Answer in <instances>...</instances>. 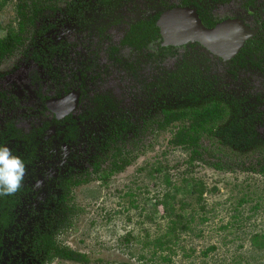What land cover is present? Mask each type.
Returning <instances> with one entry per match:
<instances>
[{
  "label": "rangeland",
  "instance_id": "rangeland-1",
  "mask_svg": "<svg viewBox=\"0 0 264 264\" xmlns=\"http://www.w3.org/2000/svg\"><path fill=\"white\" fill-rule=\"evenodd\" d=\"M183 1L129 0L109 18L91 10L81 24L66 17L63 0L62 12L55 15L47 33L56 46L64 47L53 60V73L21 54L0 63V91L7 93L12 85L23 91L16 103L0 101V128L8 120L23 134L50 127L38 161L23 175L27 193L17 212L19 234L33 236L61 193L60 181L91 170L97 144L112 125L123 123L137 160L106 183L97 180L75 189L82 213L60 242L85 254L89 264H264V243L257 242L264 241V176L189 164V151L170 143L179 124L155 135L137 133L163 110L215 100L228 111L221 127L246 117L253 107L264 111V75L252 69H231L198 46L177 49L161 60L155 45L142 52L121 46L130 25L140 17L162 11L161 2L176 6ZM201 1L217 20L240 18L253 25L242 7L244 0ZM83 2L96 4V0ZM0 23L1 38L6 29L17 27L16 0H0ZM103 24L107 28L101 33L98 28ZM112 47L118 48L114 56ZM78 74L81 83L75 80ZM65 84L70 90L83 84L85 93L74 116L76 139L69 143L54 138L56 128L42 99L54 97ZM97 96L103 98L102 107L93 102ZM256 125L258 144L264 147V115ZM15 242L17 238L9 246Z\"/></svg>",
  "mask_w": 264,
  "mask_h": 264
},
{
  "label": "trees",
  "instance_id": "trees-1",
  "mask_svg": "<svg viewBox=\"0 0 264 264\" xmlns=\"http://www.w3.org/2000/svg\"><path fill=\"white\" fill-rule=\"evenodd\" d=\"M16 1L17 27L6 29L5 37H0V62L15 54L25 53V50H28L27 42L32 39L33 28L37 25L44 26L51 12L54 14L61 10L63 0ZM193 5L198 8L204 24L210 28L214 27L211 15L197 4ZM71 13L72 10H69V14ZM72 16L79 20L83 14L73 13ZM157 20L155 16L133 26L122 44L139 52L150 44H157L164 52L165 49L160 47L161 36L156 27ZM1 31L3 28L0 23ZM34 44L32 48H35ZM52 51L57 52V49L52 48ZM32 55L41 68L53 73V60L46 57L50 56L49 53L46 55L43 51L41 55L36 47ZM239 59L243 68L264 67V37L250 41ZM67 92L68 90L64 93ZM107 99L104 98L105 101ZM95 101L101 106L103 98L97 96ZM263 115L264 111L260 108L244 118L232 121L227 127H221L220 124L225 121L228 111L222 102L215 100L177 111L163 110L161 117L145 123V127L137 133L155 135L179 124L170 143L175 148L189 151V164L198 162L219 172L239 170L264 176V147L258 144L260 139L256 125ZM66 120L71 121L72 125L67 127L64 142L76 139L78 127L74 120ZM128 131L123 123L112 125L110 133L97 144V154L93 158L91 170L60 181L61 193L54 200L53 209H46L43 221L36 225L33 236L28 238L27 235L19 234L17 212L27 193L24 188V172L38 161L42 144L36 141L35 134L24 135L15 130L13 123L8 122L3 126L0 137V264H52L55 261L89 264L90 259L85 254L62 244L60 237L74 228L82 213L75 203V189L97 180L106 183L113 175L124 172L137 160V154L130 149ZM210 140V146H204V141ZM254 151L258 154L255 153L257 156L253 158L251 154ZM195 191L202 195L200 190ZM16 238L18 243L15 242L14 246L10 247L11 240L15 241ZM257 242L264 243L263 240ZM23 255L26 258L20 261ZM14 257H18L19 262L13 263Z\"/></svg>",
  "mask_w": 264,
  "mask_h": 264
},
{
  "label": "flooded vegetation",
  "instance_id": "flooded-vegetation-1",
  "mask_svg": "<svg viewBox=\"0 0 264 264\" xmlns=\"http://www.w3.org/2000/svg\"><path fill=\"white\" fill-rule=\"evenodd\" d=\"M65 1H66V3L64 5V7H62V9L64 8V10H65L64 12H66V17H70V18H72L73 20H75L77 22L80 21L81 24H83V22L86 20V16H87L86 14L87 13H91V10H100L99 13H103L104 18H109L111 15H113V13H115L116 8H118L122 3L123 4L127 3L129 0H96V4L95 5H90L87 2H83L84 0H75V4L74 5H73V0H65ZM213 1L215 3H222L219 0H213ZM193 3L197 4L199 7H202L203 10L207 11L211 15L212 21L214 22V27L217 26L218 24H220L223 21L236 20V19L243 21L247 26H249L247 21H245L244 19H240V18H231V19L217 20L215 18V16H214L212 10L210 9V7H208V5L206 3H204V1H201V0H184L182 2V4L176 5V6H168V5H166V3L161 2V6L163 8L162 11L155 12V13H149L147 15H144V16L140 17V19H138L132 25H130L128 31L126 32V34L124 35V37H123V39L121 41V46L124 47V48H130V49H132L135 52H139V51H137L136 49H134L132 47L125 46V45L122 44L124 39H125V37H126V35L130 32V30H131V28L133 26L157 16L158 20L156 22V27L159 29V32H160V28L158 27V22H159L161 16L165 12H168V11L176 9V8H189V9H193V10L197 11V13H198V8H196L193 5ZM242 7L247 12V14L251 17V21H252L253 25H251L249 27L251 29L258 30V32H257V34H256V36L254 38H252L251 40H249L246 43L245 47L241 50V52L234 59H232L231 61H225L224 59H222L220 57H217V56H214V55L210 54L208 51H206L203 47H201L198 44H190V45L183 46V47H163L162 46V39H161L160 47L165 49L164 52H162L159 49L157 44H150L146 48L142 49L141 52L146 50V49H148L150 46L155 45L157 47V56H159V59L161 60L164 57H167L169 55H173L177 49H185V48H187V49H191L192 48L193 49V47L198 46V47L202 48L203 50H205L206 52H208L210 54V56H212L213 58H217V59L225 62L226 64H228L231 67V69H236V70L237 69H251L249 67H246V68L241 67L240 63H239L240 62L239 58L242 55V53L246 50V47H247V45H248V43L250 41L256 40L259 37H264V0H244L243 3H242ZM62 9L60 11L57 10V12L54 13V14L51 12L48 15L49 18L45 21V24L47 26L46 28L45 27L42 28V25H37V27L33 28L32 32H31L32 33V39L27 42V46H26L28 48V50H25V53H18V54H21L24 59H26V60H28L30 62H33L36 65H38V64L33 59V55H32L33 51H34V49L36 47L40 50V54L41 55H42L43 51H44V53L46 55H48V53H49L50 56H46V57H50V58H52V60L56 59V57L61 56V51L63 53L64 47H62V44H59V45L56 46L55 43L47 37V33H48L49 29H52L51 24H53V20L55 18V15L57 16L58 14H60V12H62ZM69 10H72L71 14H69ZM73 13H75V14H80L81 13V14H83V16L78 20V19H76L75 17L72 16ZM198 15H199V13H198ZM214 27H211V28L207 27V28L212 29ZM106 28H107V26L105 24H103L102 26H99L98 30H99V32L104 33L106 31ZM160 36H161V34H160ZM31 41L33 42V44L35 43L34 44V45H36L35 48H32L33 44H32ZM191 45H194V46H191ZM52 48H56L57 52H53ZM169 48H171L172 50H170ZM113 49H116V50L114 51ZM117 49L118 48H116V47H112L111 48L110 51H111V54L113 56L118 53ZM16 55L17 54L13 55L12 57H14ZM9 58H11V57H9ZM5 60H3V61H5ZM3 61H1V62H3ZM242 62H244V61H242ZM43 70H45V69H43ZM252 70L264 75V67H262L261 69H252ZM45 72L49 73L47 70H45ZM230 74L232 76H234V72L233 73L230 72ZM77 78L78 79L75 78V80L81 83V80H80L81 76L79 74H78ZM66 85L67 84H65L64 87L61 90H58L57 95H55L54 97L46 98V99L42 98L44 100L46 110L52 115V125L56 128V131L54 133V138L55 139L62 138L63 142H64L65 134L67 133V127L69 126V124L72 125L71 121L67 122L66 119L68 118L69 120H74L76 122V125H77V121L74 119V116L77 113V110H79V108L81 107L83 99L85 97V93L83 91V84H80L79 87L76 88L75 90H70L69 86L67 85V87H66ZM66 90H68V92L64 93ZM8 92L6 93V92H1L0 91V96H1L0 97V101L7 102V103H16L18 98H20L23 95V91L21 89H18L17 86H15V85H12L11 88L8 90ZM73 92L80 94L79 105H78L77 110H75V112L73 114H71V115L65 116L62 119H58L57 116L48 109L47 102H49L51 100H60L62 98L67 97L69 94H71ZM37 95L39 96V94H37ZM95 98H94L93 102L95 104H97V102L95 101ZM101 107H102V102H101ZM254 109L257 110V107L256 108L255 107L251 108L249 110L248 114L253 112ZM80 120H82V116L80 117ZM8 122L13 123L12 120H8V121H6L4 123V125L6 123H8ZM59 123L60 124L64 123V124L62 126H59L58 125ZM13 125H14V123H13ZM3 126L0 128V137H1ZM14 128H15V130H17L20 133H22L20 130H18L16 128L15 125H14ZM49 128L50 127L48 125H43L42 127L34 128L33 130H31L30 133H27V134H24V135L35 134V139L40 144V143L45 141L44 137L46 136V132L49 130ZM40 131H41V133H40ZM77 131H78V127H77ZM57 134H59V136H57ZM71 141L72 140L70 139V140H67L65 143H69ZM85 172H82V173H85ZM14 258L15 259H12L13 263L19 262L18 257L17 258L14 257ZM7 260H9V259H7Z\"/></svg>",
  "mask_w": 264,
  "mask_h": 264
},
{
  "label": "water",
  "instance_id": "water-1",
  "mask_svg": "<svg viewBox=\"0 0 264 264\" xmlns=\"http://www.w3.org/2000/svg\"><path fill=\"white\" fill-rule=\"evenodd\" d=\"M158 27L163 47L198 44L210 54L225 61L234 59L258 32L237 19L223 21L209 29L197 11L189 8H176L165 12L158 22ZM79 98L80 94L73 92L60 100L47 102V107L58 119H62L77 110Z\"/></svg>",
  "mask_w": 264,
  "mask_h": 264
}]
</instances>
